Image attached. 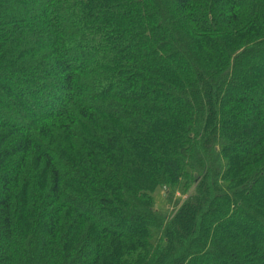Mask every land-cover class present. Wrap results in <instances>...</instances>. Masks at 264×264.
<instances>
[{"label":"trees","instance_id":"trees-1","mask_svg":"<svg viewBox=\"0 0 264 264\" xmlns=\"http://www.w3.org/2000/svg\"><path fill=\"white\" fill-rule=\"evenodd\" d=\"M0 264H264V0H0Z\"/></svg>","mask_w":264,"mask_h":264},{"label":"rangeland","instance_id":"rangeland-1","mask_svg":"<svg viewBox=\"0 0 264 264\" xmlns=\"http://www.w3.org/2000/svg\"><path fill=\"white\" fill-rule=\"evenodd\" d=\"M36 102L38 103V99L36 100ZM166 195H169V192L165 188L163 189V188L156 187L152 191V196L155 201V206L161 212H164L166 210V204L164 200V197ZM175 197L178 198V195L176 194Z\"/></svg>","mask_w":264,"mask_h":264}]
</instances>
